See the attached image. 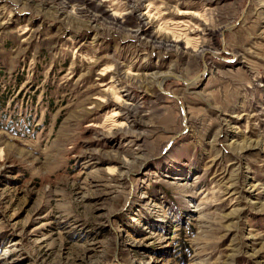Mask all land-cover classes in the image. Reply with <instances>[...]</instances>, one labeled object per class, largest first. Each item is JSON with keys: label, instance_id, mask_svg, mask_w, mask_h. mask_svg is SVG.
I'll return each mask as SVG.
<instances>
[{"label": "rangeland", "instance_id": "374dc122", "mask_svg": "<svg viewBox=\"0 0 264 264\" xmlns=\"http://www.w3.org/2000/svg\"><path fill=\"white\" fill-rule=\"evenodd\" d=\"M0 152V264H264V0H0Z\"/></svg>", "mask_w": 264, "mask_h": 264}, {"label": "bare ground", "instance_id": "6f19581e", "mask_svg": "<svg viewBox=\"0 0 264 264\" xmlns=\"http://www.w3.org/2000/svg\"><path fill=\"white\" fill-rule=\"evenodd\" d=\"M55 3V2H54ZM69 4H70V2H69ZM73 6V5H72ZM95 6V5H94ZM87 8V7H86ZM89 9V8H88ZM97 10V9H96ZM92 11V10H91ZM92 13V12H91ZM133 14V13H132ZM149 14V13H148ZM135 15V14H134ZM144 15V14H143ZM152 15V14H151ZM95 16H97L96 14H95ZM121 16H123V15H121ZM145 16H147V15H145ZM91 17V16H90ZM141 17V16H140ZM118 18H120V16L117 14H115L114 15V23H116L117 22V19ZM98 20V19H97ZM119 20V19H118ZM154 20V19H153ZM153 20H151V18L149 19V18H146V19H140L139 20V28L135 31V33L137 34V35H141V34H143L144 32H145V30H146V28L147 27H149L150 25L152 26V23H154L153 22ZM113 23V24H114ZM119 24V23H118ZM121 26V25H120ZM119 26V27H120ZM125 28V27H124ZM128 29H130V28H128ZM127 29V30H128ZM132 30V29H131ZM133 31V30H132ZM194 33V32H193ZM157 35V34H156ZM162 36H163V34H162ZM162 36H160V35H157V36H153V40L152 41H154L155 43H157V44H160V45H165V46H167V47H169V48H177L178 49V45L180 44V42H182L179 38H172V40H170L169 39V37H168V39L167 38H164V37H162ZM151 40L149 39V42H150ZM155 43H153V45L155 44ZM160 47V46H159ZM187 48V47H186ZM206 49V48H205ZM202 51V50H201ZM203 52V51H202ZM129 74V73H128ZM138 76V75H137ZM136 75H131L130 76V78H132L134 81H138L139 79H140V81H141V79L142 78H140L139 76L137 77ZM128 77V76H127ZM156 79V81L157 82H159V81H161V83L164 81V79H165V77H163V76H156L155 77ZM120 80V79H119ZM124 80H125V78H124ZM127 81V80H126ZM132 81V80H131ZM145 81V80H144ZM143 81V82H144ZM133 82V81H132ZM126 84H128V83H126ZM135 84V83H134ZM130 85V84H129ZM122 87H124L123 85H122ZM126 89V88H125ZM125 97H127V96H125ZM117 102H116V104L118 105V106H120L121 108H122V110H123V108L124 109H127V106H130L131 107V105L132 104H130L129 102H127V101H125V102H127L128 104H126V106H125V104H124V102H122V96H119V94L116 96V98H114ZM126 100V99H125ZM134 106H135V104H134ZM133 110V108L131 109V111ZM129 114V113H128ZM131 114V113H130ZM136 114V113H135ZM119 116H121V114L119 113V112H115L114 113V117H119ZM132 116V115H131ZM134 119H136V118H134ZM114 120H116V119H114ZM123 120V119H122ZM127 125V124H126ZM125 126V122H123V121H121V122H116V121H114V124H113V129L114 130H117V129H121V128H123ZM111 127V128H112ZM111 130V129H110ZM127 130V129H126ZM113 131V130H112ZM111 131V132H112ZM113 136V135H112ZM132 139V138H131ZM253 148V146H251V145H249V146H247V147H245L244 149L246 150V149H248V150H251ZM0 158L2 159V153L0 152ZM139 157H134V158H132V160H124L123 162H121V165H122V168H124L125 170H124V172L121 174V176L123 177V176H126L128 173H129V171L132 169V167L136 164V162L137 161H139ZM111 173V172H110ZM112 174V173H111Z\"/></svg>", "mask_w": 264, "mask_h": 264}]
</instances>
